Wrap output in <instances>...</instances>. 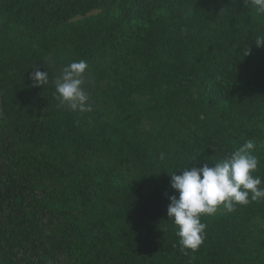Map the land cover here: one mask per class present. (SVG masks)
I'll list each match as a JSON object with an SVG mask.
<instances>
[{
    "label": "trees",
    "instance_id": "16d2710c",
    "mask_svg": "<svg viewBox=\"0 0 264 264\" xmlns=\"http://www.w3.org/2000/svg\"><path fill=\"white\" fill-rule=\"evenodd\" d=\"M258 36L246 0H0V264H264V200L202 216L196 251L167 215L170 172L247 139L264 180ZM81 59L86 112L55 95Z\"/></svg>",
    "mask_w": 264,
    "mask_h": 264
},
{
    "label": "clouds",
    "instance_id": "9594fccd",
    "mask_svg": "<svg viewBox=\"0 0 264 264\" xmlns=\"http://www.w3.org/2000/svg\"><path fill=\"white\" fill-rule=\"evenodd\" d=\"M246 3L254 5L257 13L264 14V0H246ZM255 43L264 46V37L258 36ZM33 69L34 86H46L48 72L39 67ZM87 69L85 60L72 61L64 66L62 75L56 77L55 95L61 107L79 112L92 111L90 97L83 87ZM255 148L254 140L247 139L231 155L214 161L211 166L204 163L201 167L181 168V174L170 172L171 187L178 196L169 197L167 215L178 228L176 235L182 251H196L203 244L206 224L202 223V216L216 214L220 206L232 212L237 205L264 200V180L253 175L260 163L253 154ZM160 159H165L164 152L160 153Z\"/></svg>",
    "mask_w": 264,
    "mask_h": 264
},
{
    "label": "rangeland",
    "instance_id": "374dc122",
    "mask_svg": "<svg viewBox=\"0 0 264 264\" xmlns=\"http://www.w3.org/2000/svg\"><path fill=\"white\" fill-rule=\"evenodd\" d=\"M61 75H62V73H61ZM84 81H85V83H84L83 87H84L85 91L87 92V94L90 97L89 103L93 106L94 105V102H93L94 100H93V92H92V90H93L94 86L90 83V78L86 74H84Z\"/></svg>",
    "mask_w": 264,
    "mask_h": 264
}]
</instances>
